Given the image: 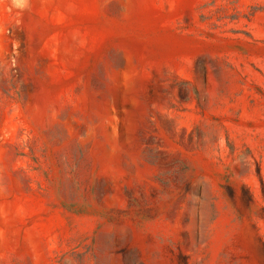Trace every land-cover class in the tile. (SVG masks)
I'll return each instance as SVG.
<instances>
[{
    "label": "rangeland",
    "instance_id": "374dc122",
    "mask_svg": "<svg viewBox=\"0 0 264 264\" xmlns=\"http://www.w3.org/2000/svg\"><path fill=\"white\" fill-rule=\"evenodd\" d=\"M0 0V264H264V0Z\"/></svg>",
    "mask_w": 264,
    "mask_h": 264
},
{
    "label": "clouds",
    "instance_id": "9594fccd",
    "mask_svg": "<svg viewBox=\"0 0 264 264\" xmlns=\"http://www.w3.org/2000/svg\"><path fill=\"white\" fill-rule=\"evenodd\" d=\"M13 3L16 7L18 8H23L25 7L24 0H13Z\"/></svg>",
    "mask_w": 264,
    "mask_h": 264
}]
</instances>
